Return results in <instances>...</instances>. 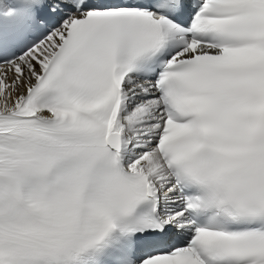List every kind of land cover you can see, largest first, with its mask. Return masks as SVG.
<instances>
[{
	"label": "snow or ice",
	"instance_id": "snow-or-ice-1",
	"mask_svg": "<svg viewBox=\"0 0 264 264\" xmlns=\"http://www.w3.org/2000/svg\"><path fill=\"white\" fill-rule=\"evenodd\" d=\"M0 264H264V0H0Z\"/></svg>",
	"mask_w": 264,
	"mask_h": 264
}]
</instances>
